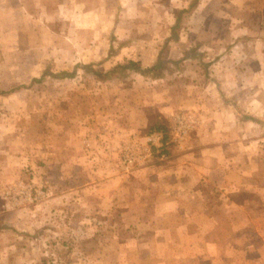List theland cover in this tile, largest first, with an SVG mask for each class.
Returning a JSON list of instances; mask_svg holds the SVG:
<instances>
[{
	"label": "rangeland",
	"instance_id": "1",
	"mask_svg": "<svg viewBox=\"0 0 264 264\" xmlns=\"http://www.w3.org/2000/svg\"><path fill=\"white\" fill-rule=\"evenodd\" d=\"M187 1L0 0V264H214L149 225L229 196L264 227V0Z\"/></svg>",
	"mask_w": 264,
	"mask_h": 264
},
{
	"label": "crops",
	"instance_id": "2",
	"mask_svg": "<svg viewBox=\"0 0 264 264\" xmlns=\"http://www.w3.org/2000/svg\"><path fill=\"white\" fill-rule=\"evenodd\" d=\"M199 2L200 0L195 2L188 0L184 8L195 9L199 7ZM172 22H174V18ZM172 200L175 201V198ZM225 200L228 205L223 213H220L216 208H209L210 205L207 203L205 206L187 207V209L177 206L162 209L165 212L164 222L157 220L156 223L149 225L151 243H154V247H156L161 246L163 242L167 248L170 247L171 253L166 254L167 259L169 257L174 259L178 251L180 261L181 259L184 260V257L194 255V253L192 254L194 248L196 249L195 255L202 253L200 252L202 249L206 253L202 257L210 259L214 264L223 263V260L218 257L223 252H226L228 264H239L245 259L241 252L251 251L253 247H256L254 245L255 240H250V235L241 237L237 232L248 230L249 233H255L257 245H259L264 244L262 234L264 227L262 225L237 223L235 215L237 212L243 213L242 204L234 201L230 196ZM162 211L155 214L154 217H161ZM220 214L228 217L229 221L226 222V225L218 224L216 216ZM212 256L215 258H211ZM196 264H199L198 258H196Z\"/></svg>",
	"mask_w": 264,
	"mask_h": 264
},
{
	"label": "trees",
	"instance_id": "3",
	"mask_svg": "<svg viewBox=\"0 0 264 264\" xmlns=\"http://www.w3.org/2000/svg\"><path fill=\"white\" fill-rule=\"evenodd\" d=\"M195 1L196 0H194V2ZM180 12L181 11L177 12L175 14V16H174V22H173V24L170 27V31L172 33H173L174 27L176 26V24H177V22L179 20ZM83 67H84V69H89L90 70V66H88V65H85ZM117 68L118 69H130V70H133V71H135V72H137L139 74H144L146 72H150V71H153V70H155V71L160 70V67H156V65H152L151 67H144V68H142L135 61L127 60L124 63H120V64L114 65L107 72L108 73H111L113 70H115ZM152 131H160V132H163V134L166 133L165 132V122H164V119L161 116L157 115V114L154 115V116H150L148 118V121H147L146 132L148 133V132H152ZM165 138H166V135H163L162 142H164Z\"/></svg>",
	"mask_w": 264,
	"mask_h": 264
}]
</instances>
